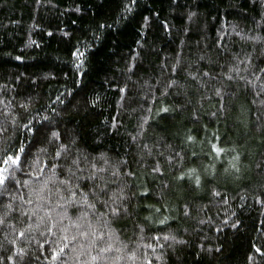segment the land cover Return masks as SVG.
Instances as JSON below:
<instances>
[{"label": "trees", "instance_id": "obj_1", "mask_svg": "<svg viewBox=\"0 0 264 264\" xmlns=\"http://www.w3.org/2000/svg\"><path fill=\"white\" fill-rule=\"evenodd\" d=\"M262 70L264 0H0V157L30 149L21 183L8 187L15 199L0 200V216L10 213L0 264L87 259V241H62L67 219L52 233L40 223L49 208L59 219L56 186L50 205L32 192L52 176L61 141L107 169L101 199L120 189L127 197L106 227L93 217L120 249L102 264H264ZM53 131L61 140L50 143ZM65 177L61 168L53 179ZM9 202L14 210L2 207ZM79 213L67 207L72 220Z\"/></svg>", "mask_w": 264, "mask_h": 264}, {"label": "snow or ice", "instance_id": "obj_2", "mask_svg": "<svg viewBox=\"0 0 264 264\" xmlns=\"http://www.w3.org/2000/svg\"><path fill=\"white\" fill-rule=\"evenodd\" d=\"M132 4L136 3V0H131ZM125 11L130 12L131 8H126ZM145 23H147V18H145ZM101 28L111 27V25H100ZM73 55H76L78 58L83 57L84 53L80 52L79 49ZM19 59V57H17ZM83 63V61H81ZM264 71V70H262ZM204 75H208V73H204ZM195 78V77H193ZM231 79V77H229ZM259 79V77H257ZM175 81L172 82L174 84ZM169 84V87L172 86ZM126 89H121V91H125ZM217 95H219V91H217ZM162 111H169V109L164 108ZM47 119V118H45ZM31 121L29 124L23 125L25 129L33 133V137L37 135L38 132H41V129L30 127ZM0 131H6V129H0ZM135 139V138H133ZM53 140H61V134L59 132L53 131L51 133V141ZM71 144H75V140L71 141ZM147 147V145H145ZM40 151L46 152L47 149H41ZM30 155V149L27 145L22 143L18 144L14 151H9L8 149H4L3 156L0 157V200L5 199H15V197L11 196V193H8V187L12 183H21V181L15 180V173L17 171L23 173L24 165L28 163V158ZM103 158V157H102ZM63 159L67 161V165L63 166L59 164V161ZM82 161L88 162L90 171L85 173V169L81 167ZM105 163L108 161L105 159ZM44 166L48 167V162H44ZM63 169L66 172V177L63 180L53 179L57 175V169ZM44 169L41 168L40 172L43 173ZM50 171L52 172V176L44 179L40 184L38 189H33L32 192L36 196L38 201L43 203L51 204L53 189L51 185H55V195L58 196L60 201L63 203H57L56 208L61 211L57 213L59 217L58 220H54L52 216L53 209L49 208L45 211L44 216L39 217L40 223H44L45 217L48 220L47 231L49 233L53 232V229L57 228L58 225H63L64 220H68L69 224L65 227H60L62 235V241L76 242L78 239H83L87 241V245L81 244L80 248L84 249L81 255H86L87 259L83 260L81 264H102L107 260V254L112 253L113 251L119 252V248H114L111 242L105 241L106 233L100 231L93 223V217L98 224L106 227L108 225L109 217H118L122 212L127 211L126 208L123 207V201L127 199L124 196L123 189H120L119 194L116 192L111 193L108 200L101 199L108 191L109 181L105 180V178L100 175L107 171L105 168L97 167L94 161H89L86 155H78L72 152L71 147L68 144H64L62 141L57 146V150L55 151V155L53 157V163L51 164ZM153 171H159V166L153 169ZM113 176L118 175V171H114L112 173ZM131 175V173H128ZM92 182L93 186L85 192L83 189L87 187V182ZM97 181H99L97 183ZM114 183V181H111ZM24 185L28 184V181L22 182ZM197 183H199V179H197ZM83 185V186H82ZM7 193V195H6ZM219 195V193H215ZM23 200L24 197H21ZM111 201V203H109ZM27 204H32V199H28L25 201ZM100 204L106 211L103 213H98L96 205ZM72 206L77 209H80L79 215L75 220H72L71 217L67 214V207ZM4 209L14 210L11 202L2 205ZM9 211H4L3 215L0 216V224L5 222V219L9 215ZM28 216V213H23ZM36 215V211L32 212V216ZM31 219V216H29ZM80 221H83L82 223ZM160 223H165V221H160ZM39 227V225H37ZM235 227V225H232ZM29 229L32 227L28 226ZM74 228L76 230L75 234L69 237L67 235L68 228ZM21 237L25 235L22 231L19 233ZM43 235V233H41ZM170 237L165 236L164 239L167 240ZM155 239H159V237H155ZM110 240V237H109ZM68 247L67 243H64L62 247H59L58 250L53 252V259H57L60 253H63L65 249ZM150 247V245H149ZM75 251V249H73ZM257 252L260 249H256ZM95 252V254H93ZM135 258V253L132 254L130 259ZM8 259H11L9 257ZM120 257H117V261ZM148 264H151V261H148Z\"/></svg>", "mask_w": 264, "mask_h": 264}, {"label": "rangeland", "instance_id": "obj_3", "mask_svg": "<svg viewBox=\"0 0 264 264\" xmlns=\"http://www.w3.org/2000/svg\"><path fill=\"white\" fill-rule=\"evenodd\" d=\"M234 156H229L230 159H233ZM210 169V168H209ZM229 172H225L224 174H228Z\"/></svg>", "mask_w": 264, "mask_h": 264}]
</instances>
